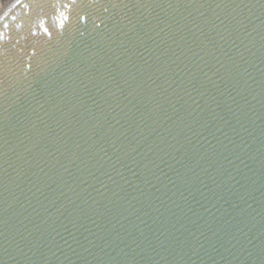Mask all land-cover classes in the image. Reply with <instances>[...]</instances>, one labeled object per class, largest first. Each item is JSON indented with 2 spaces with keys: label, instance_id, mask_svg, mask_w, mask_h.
I'll return each instance as SVG.
<instances>
[{
  "label": "water",
  "instance_id": "obj_1",
  "mask_svg": "<svg viewBox=\"0 0 264 264\" xmlns=\"http://www.w3.org/2000/svg\"><path fill=\"white\" fill-rule=\"evenodd\" d=\"M0 264H264V0H16Z\"/></svg>",
  "mask_w": 264,
  "mask_h": 264
},
{
  "label": "bare ground",
  "instance_id": "obj_2",
  "mask_svg": "<svg viewBox=\"0 0 264 264\" xmlns=\"http://www.w3.org/2000/svg\"><path fill=\"white\" fill-rule=\"evenodd\" d=\"M3 0H0V16H2L7 10H9L13 4L16 2V0L8 1L4 5L2 4Z\"/></svg>",
  "mask_w": 264,
  "mask_h": 264
},
{
  "label": "rangeland",
  "instance_id": "obj_3",
  "mask_svg": "<svg viewBox=\"0 0 264 264\" xmlns=\"http://www.w3.org/2000/svg\"><path fill=\"white\" fill-rule=\"evenodd\" d=\"M8 1H12V0H3L2 2V4L4 5L6 2H8Z\"/></svg>",
  "mask_w": 264,
  "mask_h": 264
}]
</instances>
